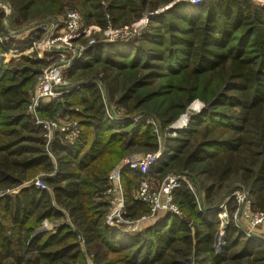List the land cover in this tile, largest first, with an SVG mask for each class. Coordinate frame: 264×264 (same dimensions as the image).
Segmentation results:
<instances>
[{
    "label": "trees",
    "instance_id": "trees-1",
    "mask_svg": "<svg viewBox=\"0 0 264 264\" xmlns=\"http://www.w3.org/2000/svg\"><path fill=\"white\" fill-rule=\"evenodd\" d=\"M8 1L18 18L27 22L36 7L49 4L57 13L66 0ZM73 1L88 5L84 21L101 29L128 25L172 4L150 19L140 38L125 45L92 47L81 70L93 71L103 63L109 98L119 96V103L127 107L154 103L163 129L194 100L204 103L202 112L178 138L167 141L164 156L146 175L122 171L128 217L150 215L148 205L137 200L135 189L141 180H151L171 168L194 183V173L204 176L211 184L205 190L207 198L216 187L238 177L251 193L254 206L264 211V5L253 0H206L198 5L178 0ZM22 45L11 40L0 46V53L22 50ZM21 61L22 68L11 67L13 61L10 67L0 62V191L21 187L15 197L4 194L0 198V264H26L23 255L32 251L45 264H71L83 259L81 247L95 245L102 251L95 264H264V242L247 237L234 222L225 227L224 245L216 251L221 211L217 206L221 204L199 211L197 206L203 204L187 186L174 191L182 217L167 213L146 232L131 235L105 224L108 205L95 202V197L106 187L109 167L103 164L118 156L109 147L158 151V138L148 124H133L130 136L111 134L83 156L81 146L86 142L79 148H62L56 141L54 149L62 154L61 169L46 180L51 193L23 186L38 169L50 170L51 160L37 135L39 128L26 113L29 90L42 62L28 57ZM128 69L135 71L133 76ZM91 80L65 95V104L45 102L43 116L73 103L82 110H73L75 117H87L97 130L114 132L117 127L106 118L102 95ZM152 86L157 90L137 92ZM59 209L67 212L77 230L63 226L32 238L43 221L64 216ZM193 215L197 219L191 226L184 216Z\"/></svg>",
    "mask_w": 264,
    "mask_h": 264
},
{
    "label": "rangeland",
    "instance_id": "rangeland-1",
    "mask_svg": "<svg viewBox=\"0 0 264 264\" xmlns=\"http://www.w3.org/2000/svg\"><path fill=\"white\" fill-rule=\"evenodd\" d=\"M178 1L187 2L188 0H178ZM253 1L257 2L258 4L264 5V0H253ZM171 6H172V4H169V5H166L162 8H166V7L170 8ZM10 8H11L10 13H6V11H8ZM51 9L52 8H49V4L43 5V6L42 5L38 6V7H36V9L33 13V18L30 19V21L25 22V21H22L20 18H18V16L15 14V12H14V10H13V8H12V6L8 0H0V22H2L0 24V27L2 28V31H4L5 33L14 35V38H12V40H14L15 43L18 42V43L23 44L22 46L24 47V46H27L29 40L32 38H41V37L45 36L46 34L54 35L57 32L61 31L65 27V21L67 18V13L71 10H75V11H78L80 13V15L82 17V24L85 27V29L87 30L86 36L82 37L79 40V45L88 46L91 44V42H95L97 44L91 45V47H94V45H99L101 42L105 43V44H118V45L128 44L129 42H131L137 38H140V36H142L145 33V31L148 29L149 21H150V19L147 17L149 15L148 14V15L143 16L139 20L131 22L128 25L119 26V27H114L112 25L111 29L113 31L122 29L123 35L119 38V40H118L119 43H109V42H103V40H106L108 38L106 36V31H107L106 29L107 28L101 29L97 25H89V24H86V22L84 21L85 18H84L83 14L90 10V7L88 5L83 6L82 4H79L73 0H66L64 2V7L61 11H59L57 13H53ZM160 10H161V8H160ZM1 20H3V21H1ZM144 22H146V23L143 25ZM89 52H90V50L86 51V55H88ZM28 58H30L31 60H34V61H41L42 62L40 67H37L38 69H40V72L47 65V63L44 60H38L32 56H29ZM84 60H85V58L78 60L76 62L77 64L75 66H73V68L70 70V72H74V73H70V72L68 73V80L70 82V85L72 87L79 86L82 83L85 84V82H87L88 79L92 78V80H91V82H93L92 84H94L98 88L99 87L102 88V90L104 91L105 98L107 99V107L110 110V113L113 116V118H115V119L111 118L112 120H108V121L114 127H117V129H115L114 132H112V133H110L109 130L104 129V128L97 130L94 123L89 121V118H87V117H84V118L79 117L78 118V117H75L73 114H71V112H73V110L75 112L79 111V113L82 112L81 108L79 106H75L73 103H70V105H69L70 107H68V108L63 107L62 109L55 110L53 112H49V113L47 112V114L49 116H45V115L43 116V114L41 113L42 117H44V118L50 117L51 119L55 118L53 120H55L56 122H59L60 124L67 125L70 128V130H72L76 126L80 133H79L78 138L73 140L74 142H71L65 135H63L61 133H54L53 139H51V141L48 142L46 137H45V134L39 129V131L37 132V135L44 142V150H45L46 155L51 160V168H50V170L38 169L32 175V177L23 184V186H30V185L33 186V183L36 180H44L45 183L47 184L46 180L49 178H54V175H56L60 171V169H61L60 156L62 154L56 153V150L54 149L56 141L59 142V145H61L62 148H73L75 146H77L79 148V145H82L84 142H86L84 147H83V145L81 146V149L83 148V152H82L81 156H83L84 154H88L90 147L95 142H101L103 138H105V140H108L111 138V134L115 135V137L118 135L123 136L125 134H128L130 136L131 128H133V124L134 125L135 124H143V123L148 124L149 126L152 127L154 133L156 134V136L158 138V144H159L158 151H155V152L147 151L146 149H141L140 147L131 148V149H120L118 147V145L109 147V150L118 151V156L113 157L112 162H110L108 164H106V163L103 164V166L105 168L109 167L107 173L105 174V186L106 187L104 186L105 190H103L102 193H99L95 197V202H97L99 204L100 203H106L108 205L105 209V211H106L105 217L107 218V216L109 215V213L112 210L111 201L113 199V197L110 194H107V192H106L107 188L109 186V181H108L109 175L112 172H114L115 170H117L121 165H123L124 160L129 158L130 156H133V155L144 156L146 154L157 153L161 150L163 152H165V149L167 146V141L169 139H176V138H178V135H179V133H178L175 137H172L173 130H174V129H172V126L179 124V122L183 118L189 119V122H190V120L193 117H195L196 115H198L202 112V110L204 108V103L202 100H199V99L194 100L188 106L186 111L184 113L180 114L176 118V120L173 122V124H171L168 128L163 129V128H161L160 116H157V114H154V111H156V107L154 106V103H150L149 105H146L143 107H138V105L135 103L134 104L127 103V104H130V107H127L124 104L122 105L119 103V101H118L119 96H116L115 100L109 98V95L105 89L106 84L104 81V77H105V70H104L105 66H104V64L98 63L96 66L93 67V71L83 72V70H81V67L85 63ZM1 64L7 65V64H4L2 62H1ZM10 64L11 63L9 62L8 66ZM22 64H23V61H21V58H17V59L13 60V64L11 67L22 68V66H23ZM137 72H140V71H137ZM127 73L130 74L131 76H133L135 71L132 69H128ZM82 75H84V76H82ZM125 82H126V80H125ZM89 84L90 83H86L84 86H87ZM153 90H157V88L152 86L150 88L145 89V91L139 90L137 92H144L146 94V93L151 92ZM71 92H74V88H71V91H68L65 95L70 94ZM63 97L59 101L55 100L53 102L57 101V103H59V104H65V99ZM120 97H121V94H120ZM197 102L200 103V109L197 110L199 113H197L195 116L191 117V113L189 112V109L193 108L192 106L195 105ZM66 109H68V110H66ZM88 122H90V123H88ZM189 122H188V124H189ZM32 123H33V121H32ZM47 149H49L51 152L50 156L47 152ZM124 168L129 169L125 166H124ZM129 170H131V169H129ZM175 171L176 170L171 168L169 170L161 172L160 174L157 173L154 176V178L150 177L151 180H149V178H147V179L150 182L151 187L153 189H157L160 186V184L162 183V181L167 176L174 175V174H180V173H177ZM197 174L198 173H194V178L196 179L195 180L196 183H194L193 181H190L192 179L191 178L189 179V177L187 175H184V176L187 177L188 181L190 182L191 186L193 187V190L195 192H197L199 202L201 204H203L201 206L200 205L197 206L198 210L202 211V212H206L204 210L205 208L203 206L210 207V206H215V205H219V204H223L225 202H228V218H229L228 222H234L237 226H239V225L242 226L243 230L248 231L249 229H251L248 227V225H246V226L243 225V223H245L246 221L243 218H241L240 215H238V218L236 221L233 220V213L235 210L233 206L235 205V203L234 202L232 203L231 199H233L234 192H236L239 189H245L246 191H248L246 189V187L241 183L240 179L238 177L231 178L229 181H227V183L224 186L218 187V188L216 187L213 190L212 196L210 198H207L205 190L211 184L206 180V178L204 176L197 175ZM20 188L21 187H16L14 189H7L6 191H0L2 193L0 198L4 194H7L9 197L13 198L20 192V190H21ZM46 190H47V192L51 193V188L48 184H47ZM123 190H125V189L123 188ZM135 190L137 191V189H135ZM134 193H135V191H134ZM248 194L250 195L251 193L248 192ZM124 198L126 201L125 196H124ZM253 205H254V202H253ZM219 206H217V208ZM254 209L258 210L255 206H254ZM59 210L62 211L61 209H59ZM62 213L64 214V216L58 220H55V221L45 220V221H43L36 228V229H40V230L38 232H34V233H36V235H38L40 233H49V232L52 233V232H56L59 228H61L63 226H69L73 230H77L76 226L72 223V220L68 216L67 212L62 211ZM126 216H128V215H126ZM186 216H184V218L187 221H189L191 223V226H192L193 222L197 219V217L193 215L192 217L187 218ZM127 218H129V217H127ZM127 218H126V220H127ZM217 218L219 219L218 216H217ZM128 220L131 222H134V223L137 222V224H138L137 228L134 229V228L124 227L126 230L120 229L116 226H114L112 228H115L117 230L119 229L120 230V231L118 230L119 232H122V233H125L128 235H131L133 233H139V232L143 233V232H146L145 229L148 228L149 224L152 221V219L142 221V220H140V217L136 218V219L129 218ZM150 226H152V225H150ZM226 226H228V224H226L224 226H223V224H220V227L218 229L219 232L217 234V242L215 244L216 251H217V249H219V251H220L224 245L225 227ZM262 226H264V225H262ZM262 226H258V227L253 228L252 230H254V232H252V233L257 235L258 234L257 230L260 231ZM36 229H35V231H36ZM242 233L244 235H247L245 232H242ZM79 239H80V237H79ZM80 242H82V240ZM81 248H82L83 259L80 258L78 261L72 262L71 264H95V259H98L99 257H101V254H99V252L101 250H100V248H98V245H95L92 247H84L83 246ZM238 248H241V245ZM219 251H217V252H219ZM96 254L97 255L99 254V255L97 256ZM23 257H24L26 264H45L44 263L45 261H42L41 259H39L38 255L35 251H32L29 254L24 253ZM36 258H38V260ZM110 258L111 259H117L120 257L119 256H111ZM192 264H194V263L192 262Z\"/></svg>",
    "mask_w": 264,
    "mask_h": 264
},
{
    "label": "built area",
    "instance_id": "built-area-1",
    "mask_svg": "<svg viewBox=\"0 0 264 264\" xmlns=\"http://www.w3.org/2000/svg\"><path fill=\"white\" fill-rule=\"evenodd\" d=\"M206 0H188L192 5H198ZM169 7L162 8L160 12H164ZM11 8L6 11L10 13ZM157 12V13H158ZM154 14V13H152ZM156 16L153 15L152 18ZM3 21V20H1ZM2 22H0L1 24ZM146 22L143 23V25ZM111 25L107 27L106 36L108 37L103 42L119 43V38L123 35L122 29L113 31ZM86 29L82 24V17L78 11L71 10L67 13L65 21V27L54 35H48L41 38H32L29 40L27 46H24L22 50L18 48L9 49L6 52L0 53V61L4 64H8L17 58L32 56L38 60H44L47 65L44 67L36 78L35 85L29 90L28 104L26 107V113L30 116L31 120L37 128H39L44 134L47 141L53 139L54 133H61L65 135L71 142H74L79 136V130L75 126L72 130L65 125L56 122L51 118L42 117L41 108L45 102H53L60 100L71 88L68 80V73L75 66L78 60L86 57V51L90 50L91 45L97 44L91 42L90 45H79V40L86 36ZM42 36V35H41ZM14 38V35L7 34L2 31L0 27V46H4ZM102 43V42H101ZM95 46V45H94ZM104 102L105 115L108 120H112L113 116L107 107V99L105 98L102 88H98ZM115 119V118H113ZM119 119V118H118ZM189 119L185 121V124H177L172 126L173 134L175 137L181 130L187 127ZM180 125V126H179ZM49 156L51 152L47 149ZM164 152L161 150L154 154H146L144 156L133 155L124 160V164L117 170L112 172L109 177V186L107 188V194H110L113 199L111 201L112 210L105 217V224L110 227H118L126 230L124 227L136 229L137 222H131L127 218V204L125 201V194L123 190V184L121 181V173L125 167L132 171H138L141 175H146L156 163L162 159ZM124 168V169H123ZM33 186L37 189H47V184L44 180H36ZM182 186H187L192 192L193 187L188 181L187 177L180 174H174L167 176L157 189H153L147 178L141 180L137 187L136 198L138 201L148 205L150 209V215L143 216L140 220H150L157 217L160 213H171L178 217H182V211L178 204L174 201V191ZM249 191L245 189H239L233 194L232 203L234 202L233 220L236 221L238 215L241 216L246 222L244 226L248 225L249 229L243 230L242 226H237L238 230L245 232L247 237L253 238L257 241L264 242L263 236H255L252 230L255 227L264 225V211L255 210L253 205V197L248 194ZM250 193V192H249ZM0 192V196H1ZM218 210L220 224L226 225L228 222V202L221 204ZM215 210V209H214ZM127 218V220H126ZM126 224V225H125ZM219 251V249H217Z\"/></svg>",
    "mask_w": 264,
    "mask_h": 264
},
{
    "label": "crops",
    "instance_id": "crops-1",
    "mask_svg": "<svg viewBox=\"0 0 264 264\" xmlns=\"http://www.w3.org/2000/svg\"><path fill=\"white\" fill-rule=\"evenodd\" d=\"M165 214L164 213H160L157 217H155L154 219H152V221H151V223L149 224V226L150 225H152V224H154L156 221H159V220H161V218L164 216ZM148 226V227H149ZM257 235L256 234H254L255 236H258V235H260V236H263L264 237V226H262L261 227V230L260 231H258L257 230ZM216 242H217V239H216ZM216 244V243H215Z\"/></svg>",
    "mask_w": 264,
    "mask_h": 264
},
{
    "label": "water",
    "instance_id": "water-1",
    "mask_svg": "<svg viewBox=\"0 0 264 264\" xmlns=\"http://www.w3.org/2000/svg\"><path fill=\"white\" fill-rule=\"evenodd\" d=\"M177 2H180V1H177ZM158 13H159V12H158ZM158 13L156 12V13H154V14H149L147 17H148L149 19H151L153 15H155V14L157 15ZM199 109H200V108H199ZM197 110H198V109H195V108H190V109H189V112L191 113V117H193V116H195L197 113H199ZM39 230H40V229H36L35 232H38ZM35 235H36V233H34V234L32 235V238H34Z\"/></svg>",
    "mask_w": 264,
    "mask_h": 264
},
{
    "label": "bare ground",
    "instance_id": "bare-ground-1",
    "mask_svg": "<svg viewBox=\"0 0 264 264\" xmlns=\"http://www.w3.org/2000/svg\"><path fill=\"white\" fill-rule=\"evenodd\" d=\"M192 107L195 108V109H199V108H200V103L197 102V103H196L195 105H193ZM185 121H187V118H183V119L179 122L180 125H181V124H185ZM180 125H179V126H180Z\"/></svg>",
    "mask_w": 264,
    "mask_h": 264
}]
</instances>
